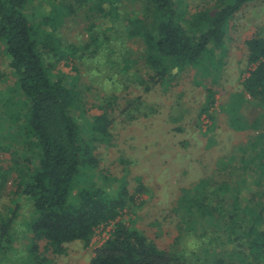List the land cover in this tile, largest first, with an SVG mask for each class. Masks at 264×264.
<instances>
[{"label":"trees","instance_id":"trees-1","mask_svg":"<svg viewBox=\"0 0 264 264\" xmlns=\"http://www.w3.org/2000/svg\"><path fill=\"white\" fill-rule=\"evenodd\" d=\"M125 1L76 0L66 6L48 0L49 13L30 14L36 0H0V48L9 58L15 79L14 86L7 88L6 101L0 93V131L7 130L0 136V151L16 154L30 147L36 161L34 167L0 166V202L13 180L12 194L29 199L34 209L23 237L17 236V208L0 213V264H54L66 244L82 241L89 245L95 232L110 224H114L111 235L90 264H264V112L252 124L241 115L244 104L264 105V34L246 41L249 68L242 90L221 106L235 132H255L238 147L237 158L256 190L243 196L248 182L242 173L234 174L235 170L225 171L230 175L222 173L230 180L209 176L183 188L172 201L173 237H148L133 221L121 220L146 192L143 179L137 176V186L131 190L129 169H123L120 178L100 169L97 150L112 145L118 98L104 99L96 106L100 114L88 116L81 92L66 83L68 75L54 73L62 62L86 64L100 54L113 57L108 47L112 40L93 24L89 44L64 45L55 36L64 17L84 7L90 13L111 15L124 23L129 40L139 38L145 44L143 59L150 70L147 92L168 83L174 70L182 73L189 67L193 71L195 84L205 90L198 119L207 121L208 135L218 121V90L213 84L219 83L226 64L223 57L229 54L231 24L243 8L257 0H216L214 9L191 18L177 9V0H133L145 3L143 10H123V16ZM128 39L122 36L119 42ZM131 62V57L124 56L123 70H129ZM136 100L143 104L141 98ZM133 108L128 100L125 112L131 117ZM73 109L80 112L76 118ZM208 143L206 149L211 150L214 142L210 138ZM219 165L228 166L225 162ZM20 241L25 246L21 254Z\"/></svg>","mask_w":264,"mask_h":264},{"label":"rangeland","instance_id":"rangeland-1","mask_svg":"<svg viewBox=\"0 0 264 264\" xmlns=\"http://www.w3.org/2000/svg\"><path fill=\"white\" fill-rule=\"evenodd\" d=\"M62 1L57 0L58 3H65V0ZM68 3L65 5L68 6ZM144 4L127 0L121 6L122 15L125 16L123 10L142 11ZM215 4L216 0H177L176 6L185 18H191L201 11L214 9ZM104 6L107 8L108 4ZM39 11L50 12L48 0H36L30 14ZM90 12L92 11L89 7H84L75 14L70 13L64 17V22L56 27L55 36L60 38L64 45L85 46L90 42L89 27L93 24L102 35L107 34L112 40L108 47L112 50L113 57L107 58L105 54L101 57L100 54L95 60L87 59L86 64L91 70H87L84 66L86 64L81 61L67 65L62 62L54 69V73L68 75L66 83L69 88L74 87L81 92L88 116L100 114L96 106L104 99L111 96L118 98L117 107L115 106L113 112L112 145H102L97 150L100 169L106 172L105 174L112 175L111 177H122L123 169H129L130 189L136 188L137 176L142 177L146 187V192L140 195L134 208L126 209L121 220L127 224L133 221L148 237H173L174 222L171 218L174 198L183 188H189L205 177L210 176L219 181L230 180L225 174L222 175L226 170H235L236 175L242 173L248 182L246 189L242 190L243 196L249 197L256 187L252 184L249 173L242 171L244 167L238 161L237 152L238 147L243 146L249 135L255 132H235L221 106L229 102L233 94L242 90V82L249 68L245 43L253 36L264 34V0H257L243 8L231 24L227 38L229 54L223 57L226 64L219 83L213 84L218 90V121L216 129L208 135L205 134L207 121L202 118L200 123L198 119L199 109L205 100V90L195 84L193 71L184 67V71L180 73L174 70V67V71L166 79L168 83L158 85L151 93L150 89L147 92V87H150V70L143 59V40H129L124 23L116 22V18L111 15L103 16L97 11ZM122 36L128 40L119 42ZM1 49L3 48H0V93L2 100L6 101L10 95L7 88L14 86L15 79L8 67L9 58L5 57ZM124 56L132 59L129 70H123ZM115 61H119V64ZM106 64L111 66L106 67ZM100 66L102 67L99 68ZM77 67L78 71L75 69ZM137 98L143 101L141 106ZM128 100L133 102L131 114L134 117L125 112ZM150 107L154 109L151 108L152 112ZM1 109L3 108H0V112ZM263 112L264 105L259 103L244 104L241 109L242 117L249 124ZM79 113L78 110L72 111L73 117H77ZM4 114L2 122L7 120ZM5 131L7 130L0 131L1 137L6 134ZM210 138L214 147L208 150L206 147ZM11 152L9 154L0 151L1 167L7 169L14 163H18L19 168L24 165L34 167L35 153L30 147L20 148L16 154ZM221 162L227 163L228 166L220 168ZM228 172L225 173L230 175ZM16 176L17 174H14V177ZM6 188L0 202V213H9L8 207L17 208V236L23 237L27 230L26 222L34 217L33 206L26 197L12 194L15 190L13 180ZM113 227L114 224H110L99 228L89 245L82 241L66 244L65 252L54 257V264H90L97 249L110 237ZM23 244L21 242L22 246L17 245L20 254L25 249Z\"/></svg>","mask_w":264,"mask_h":264}]
</instances>
